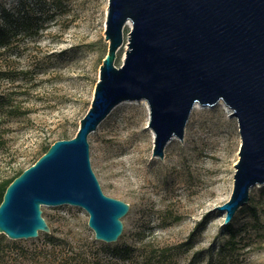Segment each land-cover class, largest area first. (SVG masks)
Returning <instances> with one entry per match:
<instances>
[{
    "label": "rangeland",
    "instance_id": "1",
    "mask_svg": "<svg viewBox=\"0 0 264 264\" xmlns=\"http://www.w3.org/2000/svg\"><path fill=\"white\" fill-rule=\"evenodd\" d=\"M107 5L0 0V179L28 168L46 145L77 131L108 49ZM128 31L124 27L116 66ZM147 123L142 103L124 101L88 137L102 191L129 204L116 241L95 239L78 206L42 205L50 232L26 239L0 233V264H204L208 251L228 238L224 213L214 207L232 190L237 120L222 103L194 107L184 139H171L162 159L152 155ZM250 202L255 219L245 209L230 221L235 237L226 264H264V184L251 189ZM165 247L172 255L161 261Z\"/></svg>",
    "mask_w": 264,
    "mask_h": 264
},
{
    "label": "water",
    "instance_id": "2",
    "mask_svg": "<svg viewBox=\"0 0 264 264\" xmlns=\"http://www.w3.org/2000/svg\"><path fill=\"white\" fill-rule=\"evenodd\" d=\"M104 36L108 49L75 135L54 141L6 187L0 233L26 239L50 232L41 206L69 204L88 214L95 239L116 241L129 204L102 191L88 137L117 105L140 100L147 103L152 155L161 159L171 139H184L196 104L222 103L236 118L232 190L214 207L228 225L251 189L264 184V0H108Z\"/></svg>",
    "mask_w": 264,
    "mask_h": 264
},
{
    "label": "trees",
    "instance_id": "3",
    "mask_svg": "<svg viewBox=\"0 0 264 264\" xmlns=\"http://www.w3.org/2000/svg\"><path fill=\"white\" fill-rule=\"evenodd\" d=\"M76 133V131H75ZM75 133L71 136H68L66 138H71L75 135ZM52 144L49 143L48 145H46L43 149V153L48 149V147ZM42 153V154H43ZM36 161V160H35ZM34 161V162H35ZM24 170V168L22 169H18L17 171L14 172L13 175L9 176V177H5V178H2L0 179V203L2 201V198H3V194L5 192V189L6 187L10 184V182L16 177L18 176L22 171ZM247 209L249 211V213H251V215L253 216V218L255 219L256 218V208L254 207L253 203L250 202L244 206H242L239 211L241 210H245ZM178 219V218H177ZM225 231L228 232V238L227 240L224 242V243H221L218 248L214 251H208V254H207V259L205 261L204 264H226V261H225V256L227 255V253H229V251L231 250V248L233 247V241H234V237H235V233L232 231V224L229 223L228 225L226 226H223L222 227ZM194 235V232L192 231L189 236H188V240L191 239ZM188 244L187 242L186 243H182L181 246L183 245H186ZM229 245H232L229 247ZM229 247V248H228ZM171 248H168V247H165V248H161L159 250V259L161 261H166L171 255L172 253L170 252ZM200 253L203 252V251H199ZM119 253L120 254V251H117L116 254ZM199 257H197L196 259L198 260ZM190 264H193L190 263Z\"/></svg>",
    "mask_w": 264,
    "mask_h": 264
},
{
    "label": "bare ground",
    "instance_id": "4",
    "mask_svg": "<svg viewBox=\"0 0 264 264\" xmlns=\"http://www.w3.org/2000/svg\"><path fill=\"white\" fill-rule=\"evenodd\" d=\"M129 25H130V22L126 26L129 27ZM139 102L142 103L145 106L146 110L148 111L146 101L145 100H140ZM198 106H200V105H198V104L195 105V107H198ZM148 129H149L150 133L152 134L151 129L150 128H148Z\"/></svg>",
    "mask_w": 264,
    "mask_h": 264
}]
</instances>
